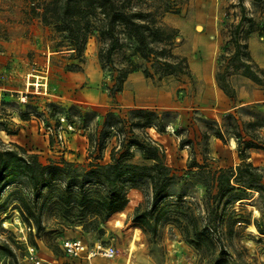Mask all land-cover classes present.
<instances>
[{"label": "rangeland", "instance_id": "1", "mask_svg": "<svg viewBox=\"0 0 264 264\" xmlns=\"http://www.w3.org/2000/svg\"><path fill=\"white\" fill-rule=\"evenodd\" d=\"M42 1L0 0V150L36 155L45 167L67 169L68 162L72 164L70 169L81 173L89 169L90 162H109L110 145L102 150V159L88 157L89 128L96 124L100 128L108 112L127 119L130 110L146 109L166 123L164 132L154 128L144 132L163 154L170 180L163 197L155 201L151 215L159 212L160 217L154 231L145 224L131 225L135 212H143L152 202L151 185L147 178L140 177L126 190V206L112 221L100 225L103 234L99 235L84 232L79 223L59 217L55 198L43 201L41 195L36 199L40 228H28L20 217L16 198L21 195L30 201L32 194L23 175L14 171L0 183V264H28L24 260V240L49 262L69 263L72 259L64 256L59 244L71 238L116 247L115 258H95V264H207L210 252L195 249L183 236L181 213L191 211L199 217V226L205 213L204 187L191 173L196 169L188 165L193 158L212 168L235 167L240 161L235 146H230L232 139L223 142L215 138L208 126L228 113L240 121L251 120L253 112L264 116V86L232 76L236 99L230 101L214 79L219 66L216 59L231 54V50H225L229 48L230 26L239 20L250 55L264 73V0H135L140 8L177 9L165 13L160 21L163 27L178 31L174 52L186 58L190 75L157 80L146 78L136 69L127 74L114 96L109 87L116 72L100 63L97 33L87 39L80 69L68 71L63 67L68 61L53 51L52 32L36 15L38 9L34 7ZM127 54L114 56V68L125 64ZM221 59L224 66L226 59ZM132 60L141 65L137 57ZM85 115L88 118L84 119ZM260 134L264 137V130ZM182 141L189 144L182 145ZM131 150L132 161L140 162L139 154ZM247 161L264 174V150H249ZM234 213L248 216L250 226L233 223ZM211 217L215 218L210 231L216 245L214 255L221 246L230 264H264V235L252 224L253 220L264 221V193L235 190L220 201Z\"/></svg>", "mask_w": 264, "mask_h": 264}, {"label": "trees", "instance_id": "2", "mask_svg": "<svg viewBox=\"0 0 264 264\" xmlns=\"http://www.w3.org/2000/svg\"><path fill=\"white\" fill-rule=\"evenodd\" d=\"M34 8L38 9L36 15L42 25L52 32L50 39L53 41V51L68 61L63 65L68 71L80 69L87 39L93 32L97 33L100 63L116 72L112 74L113 84L109 87L111 96L121 90L127 74L136 69H140L146 78L157 80L190 75L186 58L174 52L178 31L163 27L160 21L165 13L177 11L173 6L157 11L137 7L135 0H44ZM248 21H252L251 18ZM241 23L242 20H239L230 26L229 48L225 50H231V54L219 55L216 65H222L223 68L216 66L214 70L217 87L230 101L236 99V91L230 83L232 76H241L264 86V73L250 55L246 36L241 32ZM126 51L125 64L114 68V56ZM132 57H137L141 65L134 64ZM222 57L226 59L224 66ZM88 116L85 115L84 119ZM251 117V120L240 121L228 113L221 116L220 122L213 121L208 126L215 138L223 142L229 138L234 140L240 161L238 165L212 168L204 162L199 164L193 158L188 165V168L196 169L191 173L204 187L205 213L201 226L199 217L191 211L181 213L185 223L183 236L195 249L210 252L207 264H230L222 255L221 246L214 255L216 245L210 232L215 224V218L211 216L217 213L220 201L235 190L264 193V174L247 161L249 150H264V137L260 134L264 130V116L253 112ZM147 128L164 132L166 123L156 112L146 109L130 110L127 119L118 118L111 112L106 113L100 128L96 124L93 129H88V157L102 159V150L110 145L109 162H90L89 169L81 173L70 169L72 164L68 162H65L67 169L56 165L45 167L36 155L21 156L10 149L0 150V183L14 171H19L25 178L32 198L29 201L18 195L16 207L28 228H40L36 199L41 195L43 201L55 198L54 208L59 217L79 223L84 232H98L101 235L103 229L100 225L112 221L128 203L127 188H131L138 178L145 177L151 185L152 202L143 212H135L131 225L136 227L145 224L154 231L160 214H151L155 201L164 195L170 180V168L163 162L159 148L144 132ZM181 143L188 145L189 141ZM131 149L139 154L140 162L132 161L134 153ZM42 188L47 190L43 192ZM233 215V223L250 224L248 216ZM152 218L153 224H150ZM252 224L259 234L264 235V221L261 224L253 220ZM5 248L11 251L7 246Z\"/></svg>", "mask_w": 264, "mask_h": 264}, {"label": "built area", "instance_id": "3", "mask_svg": "<svg viewBox=\"0 0 264 264\" xmlns=\"http://www.w3.org/2000/svg\"><path fill=\"white\" fill-rule=\"evenodd\" d=\"M24 242L26 252L24 260L28 264H53L40 257L34 245L29 244L26 240ZM59 246L64 256L72 259L71 262L65 264H95V258L111 260L117 254L116 247L113 244H106L101 241L88 244L80 238L62 240Z\"/></svg>", "mask_w": 264, "mask_h": 264}, {"label": "bare ground", "instance_id": "4", "mask_svg": "<svg viewBox=\"0 0 264 264\" xmlns=\"http://www.w3.org/2000/svg\"><path fill=\"white\" fill-rule=\"evenodd\" d=\"M236 144H235V142H234V140L232 139L231 141H230V146L231 147H234ZM255 212L257 213V211L255 210Z\"/></svg>", "mask_w": 264, "mask_h": 264}]
</instances>
